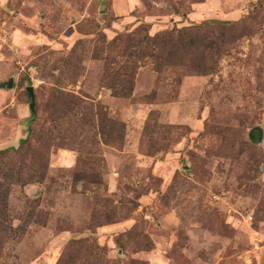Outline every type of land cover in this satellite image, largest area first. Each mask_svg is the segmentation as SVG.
Masks as SVG:
<instances>
[{
	"label": "rangeland",
	"instance_id": "rangeland-1",
	"mask_svg": "<svg viewBox=\"0 0 264 264\" xmlns=\"http://www.w3.org/2000/svg\"><path fill=\"white\" fill-rule=\"evenodd\" d=\"M12 79L0 264H264V0H0Z\"/></svg>",
	"mask_w": 264,
	"mask_h": 264
},
{
	"label": "trees",
	"instance_id": "trees-1",
	"mask_svg": "<svg viewBox=\"0 0 264 264\" xmlns=\"http://www.w3.org/2000/svg\"><path fill=\"white\" fill-rule=\"evenodd\" d=\"M217 25H219L220 27H223V28H225V26H227L228 24H226V23H223V22H217L216 23ZM167 37H174V35H175V32L174 31H168L167 32ZM163 38V37H162ZM148 39V38H147ZM170 40H173V39H170ZM179 40H181V38L180 39H178V41ZM219 51V50H218ZM155 60H158V61H160L161 63H162V66H165V67H167V68H171V67H175V62L173 61V60H169V59H167V57L166 58H164V57H160V56H156L155 55ZM201 66V65H200ZM202 68V71L204 70V73H206V71H211L213 68L212 67H210V68H207L205 65H203V66H201ZM35 110H34V114H35ZM256 139H258V137L256 138ZM29 140H22L21 142H20V146H21V148L23 149L24 147H25V150L27 149V146L29 145ZM14 152H16V151H14ZM23 152V150L22 151H20L18 154H21ZM9 154V151H3V152H1L0 153V157L1 156H5V155H8ZM19 173V172H18ZM21 174V173H20ZM15 178V176H10V177H8V179H10V180H13ZM1 195V194H0ZM8 196H9V192H8V190H6V193H5V195H3V198H4V200L0 203V205L1 206H3L4 208H5V205H6V203H7V199H8Z\"/></svg>",
	"mask_w": 264,
	"mask_h": 264
},
{
	"label": "water",
	"instance_id": "water-1",
	"mask_svg": "<svg viewBox=\"0 0 264 264\" xmlns=\"http://www.w3.org/2000/svg\"><path fill=\"white\" fill-rule=\"evenodd\" d=\"M0 88L1 89H6V90H14V88H15V81L12 79L8 83L1 84L0 85ZM27 92H28V94H29V96L31 98V101H32L31 110L34 112V110H35V101H36L35 93H34V87H29L27 89Z\"/></svg>",
	"mask_w": 264,
	"mask_h": 264
}]
</instances>
